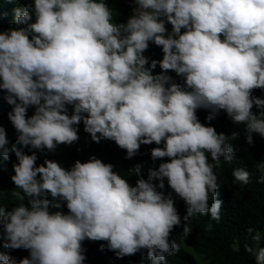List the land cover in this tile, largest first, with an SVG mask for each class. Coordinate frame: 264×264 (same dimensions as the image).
I'll return each instance as SVG.
<instances>
[{
	"label": "clouds",
	"instance_id": "clouds-1",
	"mask_svg": "<svg viewBox=\"0 0 264 264\" xmlns=\"http://www.w3.org/2000/svg\"><path fill=\"white\" fill-rule=\"evenodd\" d=\"M126 2L131 15L117 21L109 0H23L0 29V101L16 133L10 140L0 124V163L16 158L12 207L0 189V244L28 252L0 251V264H86L85 241L105 242L101 250L118 258L168 264L181 250L176 228L184 239L195 215L221 219L215 170L221 157L236 158L229 139L240 133L211 121L223 112L244 125L248 145L264 138V95L254 94L264 92V0ZM151 46L160 58L146 55ZM81 124L126 160L154 145L150 159L159 163L146 175L142 163L130 166L133 183L95 155L69 167L49 158L79 141ZM256 167L264 183V161ZM233 176L251 179L244 168ZM247 233L255 248L245 250L264 264V236Z\"/></svg>",
	"mask_w": 264,
	"mask_h": 264
},
{
	"label": "trees",
	"instance_id": "trees-1",
	"mask_svg": "<svg viewBox=\"0 0 264 264\" xmlns=\"http://www.w3.org/2000/svg\"><path fill=\"white\" fill-rule=\"evenodd\" d=\"M23 0H13L9 3L7 0H0V29H7L14 18L13 9L22 7ZM109 6L113 9L114 19L126 21L131 15V6L126 0H109ZM170 27V26H169ZM146 55L152 58H160L161 51L155 46H151ZM159 71V68L156 69ZM173 75H175L173 73ZM257 96L264 95V92L257 90ZM10 106L0 101V124H3L10 140H15V130L8 120L7 113ZM32 110H29L31 114ZM205 110L198 111V117L201 122L206 121ZM218 132H224L231 135L233 131L240 133L237 139H229V143L235 149V159L228 163L221 157V167L215 171L218 176L219 199L222 200L221 219L217 222L211 220L208 215L197 214L191 218L192 232L187 238L177 240L181 243V250L167 257L168 264H197L193 255L185 247L191 248L197 253L204 254L208 264H254V255L245 250V245L255 248L247 229L254 227L261 231L264 236V183L258 182L261 173L257 169V164L264 161V138L258 134L254 135V143L248 145L245 141L244 125H233L230 118L225 113H221L217 118L211 121ZM80 139L71 146L61 145L57 152L48 153L49 158L55 159L65 167H69L77 159L86 161L90 156L95 155L104 162H111L116 169L123 175H128L134 183L135 178H131L126 170L133 164L139 162L143 164L145 175L147 169L155 167L159 162H153L150 159V148L154 145H142L140 153L132 160L125 159V152L118 148L114 142L102 140L99 144L92 142L89 134L84 132L83 125H80ZM40 155L39 162L43 160V154ZM13 155L9 160H3L0 163V189H2L3 203L9 208L14 201L11 198V189L14 185L11 182L12 165L15 162ZM210 159V158H209ZM211 162V159H210ZM244 168L251 173V179L247 184L235 180L233 169ZM176 207L181 216L185 213L184 202L176 198ZM212 227L209 228L208 225ZM180 234L182 228H176L172 235ZM174 237V236H173ZM105 242L85 241L86 264H150L145 256L137 253L132 256L118 258L113 251L100 245ZM264 243V242H262ZM0 251L15 256L17 259L28 255L26 250H10L2 247Z\"/></svg>",
	"mask_w": 264,
	"mask_h": 264
},
{
	"label": "rangeland",
	"instance_id": "rangeland-1",
	"mask_svg": "<svg viewBox=\"0 0 264 264\" xmlns=\"http://www.w3.org/2000/svg\"><path fill=\"white\" fill-rule=\"evenodd\" d=\"M120 1H123V0H120ZM173 236H174L175 239L181 240L180 234H174ZM185 248H186V250L188 252H190L193 255V257H194V259H195L197 264H208V260H207V258H206V256L204 254L197 253V252L193 251L189 247H185Z\"/></svg>",
	"mask_w": 264,
	"mask_h": 264
}]
</instances>
